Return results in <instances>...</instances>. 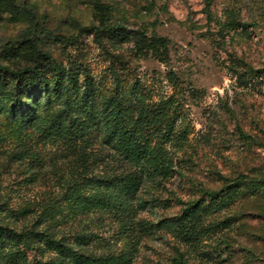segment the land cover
I'll return each mask as SVG.
<instances>
[{
	"label": "rangeland",
	"instance_id": "374dc122",
	"mask_svg": "<svg viewBox=\"0 0 264 264\" xmlns=\"http://www.w3.org/2000/svg\"><path fill=\"white\" fill-rule=\"evenodd\" d=\"M52 63L96 104L167 101L170 164L111 209L99 137L84 156L0 113V264L69 258L44 236L125 264H264V0H0V65Z\"/></svg>",
	"mask_w": 264,
	"mask_h": 264
},
{
	"label": "trees",
	"instance_id": "16d2710c",
	"mask_svg": "<svg viewBox=\"0 0 264 264\" xmlns=\"http://www.w3.org/2000/svg\"><path fill=\"white\" fill-rule=\"evenodd\" d=\"M210 4L211 0H205L206 9ZM51 70L52 76L48 77L36 66L12 69L0 65V80L6 87L0 93V113L31 120L52 141H66L69 147L79 150L84 156L85 151L90 152L91 140L99 137L111 150L113 161L108 175L101 181L103 189L108 191L104 198L112 205L111 209L117 207L121 210L145 177L154 180L167 173L170 159L165 151L164 139L168 137L170 127L164 122L168 102L148 106L142 98L134 95V100L139 102L134 114L131 98L120 91L112 97H103L96 104L91 97L89 83L80 90L76 75L66 73L55 63H52ZM132 89L136 92L135 87ZM78 143L85 146L81 149ZM101 156L98 155V161L103 162ZM205 194L210 199L216 196L214 192ZM94 197L89 198V204L93 205ZM44 237L46 244L69 254L67 260L60 259L49 264L126 263L123 255L87 257L58 240ZM175 252L176 264H186L176 248Z\"/></svg>",
	"mask_w": 264,
	"mask_h": 264
}]
</instances>
